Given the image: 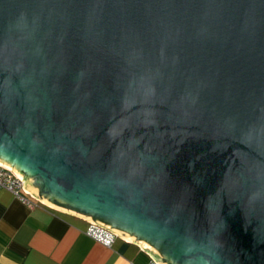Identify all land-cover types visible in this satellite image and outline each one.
Masks as SVG:
<instances>
[{
	"label": "water",
	"instance_id": "obj_1",
	"mask_svg": "<svg viewBox=\"0 0 264 264\" xmlns=\"http://www.w3.org/2000/svg\"><path fill=\"white\" fill-rule=\"evenodd\" d=\"M0 165L153 264H264V0H0Z\"/></svg>",
	"mask_w": 264,
	"mask_h": 264
},
{
	"label": "crops",
	"instance_id": "obj_2",
	"mask_svg": "<svg viewBox=\"0 0 264 264\" xmlns=\"http://www.w3.org/2000/svg\"><path fill=\"white\" fill-rule=\"evenodd\" d=\"M24 198L0 191V264H151L137 246L114 237L104 247L87 223Z\"/></svg>",
	"mask_w": 264,
	"mask_h": 264
},
{
	"label": "built area",
	"instance_id": "obj_3",
	"mask_svg": "<svg viewBox=\"0 0 264 264\" xmlns=\"http://www.w3.org/2000/svg\"><path fill=\"white\" fill-rule=\"evenodd\" d=\"M7 191L22 202H25V194L22 191L21 179L15 176L9 169L0 165V191ZM86 234L104 247H109L114 236L99 227L89 225ZM151 264H153L151 262Z\"/></svg>",
	"mask_w": 264,
	"mask_h": 264
}]
</instances>
